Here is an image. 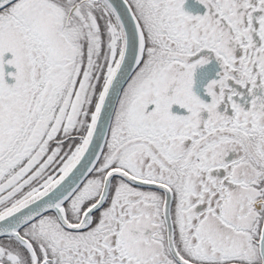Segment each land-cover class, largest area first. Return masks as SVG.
I'll list each match as a JSON object with an SVG mask.
<instances>
[{"label": "snow or ice", "instance_id": "1", "mask_svg": "<svg viewBox=\"0 0 264 264\" xmlns=\"http://www.w3.org/2000/svg\"><path fill=\"white\" fill-rule=\"evenodd\" d=\"M197 2L0 0V264H264V0Z\"/></svg>", "mask_w": 264, "mask_h": 264}, {"label": "flooded vegetation", "instance_id": "2", "mask_svg": "<svg viewBox=\"0 0 264 264\" xmlns=\"http://www.w3.org/2000/svg\"><path fill=\"white\" fill-rule=\"evenodd\" d=\"M185 8H186V10H189V11L193 12L194 14L197 12L203 13V11H204L203 5L199 4L197 2V0H186ZM10 56H11L10 53L7 54L8 58H10ZM6 70L7 71H14V68H12L11 66H6ZM6 79L8 80L9 83L14 82L13 78H11V77H6Z\"/></svg>", "mask_w": 264, "mask_h": 264}]
</instances>
